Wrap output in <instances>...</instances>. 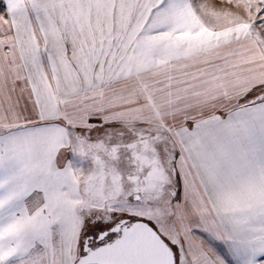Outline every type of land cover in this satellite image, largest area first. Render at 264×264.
I'll list each match as a JSON object with an SVG mask.
<instances>
[{
  "label": "snow or ice",
  "instance_id": "1",
  "mask_svg": "<svg viewBox=\"0 0 264 264\" xmlns=\"http://www.w3.org/2000/svg\"><path fill=\"white\" fill-rule=\"evenodd\" d=\"M0 264H264V0H0Z\"/></svg>",
  "mask_w": 264,
  "mask_h": 264
}]
</instances>
